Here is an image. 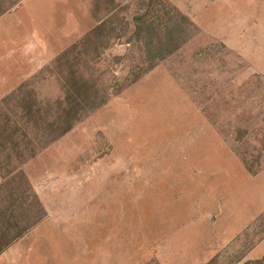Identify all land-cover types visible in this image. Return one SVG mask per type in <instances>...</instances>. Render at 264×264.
<instances>
[{
  "label": "rangeland",
  "instance_id": "rangeland-1",
  "mask_svg": "<svg viewBox=\"0 0 264 264\" xmlns=\"http://www.w3.org/2000/svg\"><path fill=\"white\" fill-rule=\"evenodd\" d=\"M4 7L0 99L99 19L121 35L99 44L94 65L106 103L27 159L22 176L11 182L0 171L5 197L20 185L43 209L0 264H264V0H0ZM175 9L191 25L147 69L133 17L176 19ZM69 61L44 70L32 90L56 95Z\"/></svg>",
  "mask_w": 264,
  "mask_h": 264
},
{
  "label": "trees",
  "instance_id": "trees-1",
  "mask_svg": "<svg viewBox=\"0 0 264 264\" xmlns=\"http://www.w3.org/2000/svg\"><path fill=\"white\" fill-rule=\"evenodd\" d=\"M9 7L1 9L0 14ZM174 11L176 19L168 18L167 12L163 13V19L147 17L145 13L133 17L135 29L130 36L136 38L135 42L138 41L141 60L147 69L154 66L164 54L176 50L181 43L180 35L186 32L187 25H191L185 15L176 9ZM159 22H165L168 26L167 29L162 28L164 31L160 33L154 30ZM110 24V20L99 19L94 28L40 72L48 71L52 66H61L63 61H69L71 53H76L74 61H69L72 64L67 67L68 74L57 79L56 95L41 97L32 90L38 74L20 83L0 99V171L6 170L2 175L18 172L22 176L21 165L27 159L106 103L108 93L93 70L100 57L99 44L107 43L114 36L120 38L121 34H114V27L106 33ZM81 52L91 55L92 65L81 62L78 56ZM7 176L0 183V253L37 223L42 215L37 216L38 209L43 213L40 201L32 190L29 193L16 184L17 189L12 195L5 197L3 187L9 183ZM12 177L11 182L15 175Z\"/></svg>",
  "mask_w": 264,
  "mask_h": 264
},
{
  "label": "crops",
  "instance_id": "crops-1",
  "mask_svg": "<svg viewBox=\"0 0 264 264\" xmlns=\"http://www.w3.org/2000/svg\"><path fill=\"white\" fill-rule=\"evenodd\" d=\"M18 242H16V244H17ZM15 243L10 247L11 249H12V251L13 252H15V248L17 247V246H15L16 245ZM2 255H3V253H2ZM2 255H0V256H2Z\"/></svg>",
  "mask_w": 264,
  "mask_h": 264
}]
</instances>
